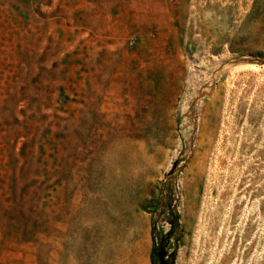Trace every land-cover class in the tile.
<instances>
[{
    "label": "rangeland",
    "instance_id": "obj_1",
    "mask_svg": "<svg viewBox=\"0 0 264 264\" xmlns=\"http://www.w3.org/2000/svg\"><path fill=\"white\" fill-rule=\"evenodd\" d=\"M0 264H264V0H0Z\"/></svg>",
    "mask_w": 264,
    "mask_h": 264
},
{
    "label": "built area",
    "instance_id": "obj_2",
    "mask_svg": "<svg viewBox=\"0 0 264 264\" xmlns=\"http://www.w3.org/2000/svg\"><path fill=\"white\" fill-rule=\"evenodd\" d=\"M135 43V40L134 39H131L130 41H129V44L130 45H133Z\"/></svg>",
    "mask_w": 264,
    "mask_h": 264
}]
</instances>
